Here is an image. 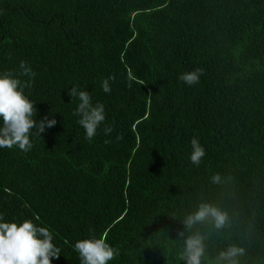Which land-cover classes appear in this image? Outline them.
<instances>
[{"label": "trees", "instance_id": "16d2710c", "mask_svg": "<svg viewBox=\"0 0 264 264\" xmlns=\"http://www.w3.org/2000/svg\"><path fill=\"white\" fill-rule=\"evenodd\" d=\"M21 61L36 72L19 77L33 118L57 123L27 153L0 149V213L48 227L52 264H81L76 241L102 233L120 253L109 264H184L196 233L201 264L231 245L239 264H264V0H0V72ZM196 69L198 84L178 80ZM74 85L105 105L91 141ZM205 203L224 226L186 227Z\"/></svg>", "mask_w": 264, "mask_h": 264}, {"label": "clouds", "instance_id": "9594fccd", "mask_svg": "<svg viewBox=\"0 0 264 264\" xmlns=\"http://www.w3.org/2000/svg\"><path fill=\"white\" fill-rule=\"evenodd\" d=\"M19 69V74L13 71L0 72V149L18 148L27 153L34 146L30 137H41V133L53 127L57 121L54 117L49 119L48 115L39 121L33 118L37 111L36 103L25 94L26 82L19 77L24 76L31 81L36 72L27 61H21ZM200 75L199 69L186 71L179 74L178 80L191 87L200 82ZM113 82L112 76L103 79L102 91L110 93ZM67 94L71 101H77L73 115L78 117L77 123L84 129L85 138L91 141L106 120L105 105L100 101L94 102L89 91L75 85L71 86ZM111 131V126L103 128L105 135ZM190 147L189 160L199 165L206 150L197 137L191 139ZM212 179L218 182L220 177L215 175ZM209 217L214 220L216 228L223 227L227 220L225 212L205 203L190 214L184 223L186 227H191ZM180 235L183 236V233ZM204 240L205 237L199 233L184 238L180 257L184 264H201L205 256ZM74 248L81 264H109L120 255L119 250L107 241L106 233L77 240ZM244 251L241 247L231 245L219 252L216 264H239L238 257L244 255ZM60 253L61 248L54 242V235L48 227L38 225L31 218L7 220L0 213V264H52L53 259L60 257Z\"/></svg>", "mask_w": 264, "mask_h": 264}]
</instances>
